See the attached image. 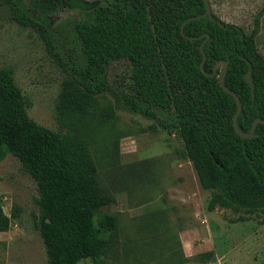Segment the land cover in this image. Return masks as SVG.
Segmentation results:
<instances>
[{"label": "trees", "instance_id": "16d2710c", "mask_svg": "<svg viewBox=\"0 0 264 264\" xmlns=\"http://www.w3.org/2000/svg\"><path fill=\"white\" fill-rule=\"evenodd\" d=\"M30 1L39 13L61 4ZM85 8L91 9L89 17L73 28L83 60L61 64L65 77L57 112L67 119H84L94 111L96 96L109 90L113 108L144 117H152L154 111L166 114L169 122L162 127L181 139L183 157L199 185L209 190L205 209L264 213V123L256 122L249 138L234 131V98L220 86L218 69L213 70L217 61H225L222 84L239 98L236 124L241 132H248L254 119L264 120V57L254 44L264 7L249 31L220 20L212 11V19L202 17V0H113ZM12 17L20 24L33 23L52 51L43 23L16 8ZM110 62L126 66V82L120 89L100 82V73ZM248 69L252 98L243 78ZM26 106L12 69L0 67V160L13 155L35 183V227L45 264L86 259L96 264L117 241V218L100 211L114 202V195L100 182L88 136L45 127L28 116ZM65 118L61 125L66 126ZM16 216L14 211L6 215L0 204V232ZM210 254L205 251L197 257Z\"/></svg>", "mask_w": 264, "mask_h": 264}, {"label": "rangeland", "instance_id": "374dc122", "mask_svg": "<svg viewBox=\"0 0 264 264\" xmlns=\"http://www.w3.org/2000/svg\"><path fill=\"white\" fill-rule=\"evenodd\" d=\"M112 1L61 0L52 10L39 13L30 0H0V67L12 69L26 98L28 116L50 129L86 134L100 182L114 195V202L100 211L116 215L117 241L96 264H182L181 235L188 242H213L218 260L213 256L209 264H264V213L232 207L205 209L209 190L199 185L191 163L183 157L181 139L162 127L169 122L166 114L154 111L152 117H144L113 108L109 90L96 96L94 111L84 119H67L57 112L65 77L61 64L83 60L74 25L89 17L91 9L85 5ZM208 1L220 20L245 31L264 7V0ZM14 8L44 24L52 51L33 23L20 24L12 17ZM254 44L264 57V13ZM220 64H215L218 72ZM126 77L124 64L110 62L99 79L112 90L122 88ZM106 110L109 114L104 115ZM61 117L66 126L61 125ZM36 197L33 180L7 154L0 160V204L6 215L14 211L17 216L0 232V264H45L35 227ZM193 260L186 264H197V255ZM78 264L92 262L86 259Z\"/></svg>", "mask_w": 264, "mask_h": 264}, {"label": "water", "instance_id": "95a60500", "mask_svg": "<svg viewBox=\"0 0 264 264\" xmlns=\"http://www.w3.org/2000/svg\"><path fill=\"white\" fill-rule=\"evenodd\" d=\"M202 3H203V6H204V11L203 13L201 14L202 17H207L209 19H212V12H211V7H210V4H209V1L208 0H202ZM221 63L220 64V70L219 72L217 73V80L220 84V86L222 87L223 90H225L226 92H228L229 94L232 95V97L234 98V101H235V111L233 113V116H232V126H233V129L234 131L241 137L243 138H249V137H252L254 136L253 132H252V129L255 125L256 122H261V123H264V120H260V119H254L251 123V126L248 130V132L246 133H243L241 132L238 127H237V124H236V117L240 111V107H241V104H240V101H239V98L237 97V95L232 92L231 90H229L228 88H226L223 84H222V78H223V74H224V71H225V61H217L216 63ZM215 63V64H216ZM215 69V65L213 67V70ZM243 78L244 80L247 82L248 84V87H249V91H250V96L251 98L253 97V81L251 79V76H250V70L248 69L244 75H243Z\"/></svg>", "mask_w": 264, "mask_h": 264}, {"label": "crops", "instance_id": "0c3cea01", "mask_svg": "<svg viewBox=\"0 0 264 264\" xmlns=\"http://www.w3.org/2000/svg\"><path fill=\"white\" fill-rule=\"evenodd\" d=\"M179 239V251L181 253L182 264H186L188 260H193V256L205 251H211V254L203 259H199L197 264H209V262H212L213 256L218 260V254L213 251V242L211 240L209 241L210 243L205 242V244H202L194 239L188 242L182 235Z\"/></svg>", "mask_w": 264, "mask_h": 264}]
</instances>
